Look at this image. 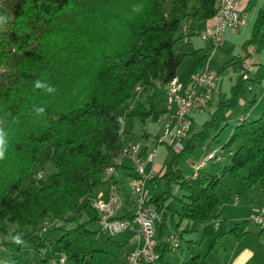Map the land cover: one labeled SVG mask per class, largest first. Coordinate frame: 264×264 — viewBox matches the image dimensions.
Returning a JSON list of instances; mask_svg holds the SVG:
<instances>
[{
    "label": "trees",
    "instance_id": "16d2710c",
    "mask_svg": "<svg viewBox=\"0 0 264 264\" xmlns=\"http://www.w3.org/2000/svg\"><path fill=\"white\" fill-rule=\"evenodd\" d=\"M216 4L217 0H0L10 15L0 23V121L8 133L5 159L0 160V257L2 252H33L40 259L26 264H50L59 254L66 256V264H117L123 242L109 235L99 239L98 230L88 226L98 222L90 195L108 183L104 170L123 145L118 118L158 120L164 111L157 110V95L176 76L186 55L197 57V51L173 50L182 39L183 23L214 19ZM263 25L261 8L243 49L258 42ZM15 52L17 58L10 63ZM207 57L198 58L195 71ZM240 61L233 57L227 64ZM37 79L55 86L56 92L36 89ZM246 82L241 75L233 80L229 96L216 102L199 132L187 137L184 149L174 152L166 146L160 171L147 180L153 193L145 204L158 213L155 262L198 263V254L186 261H165L172 251L164 243L166 211L176 217V234L183 220L215 219L222 203L217 187L224 175L237 177L244 170L245 187L258 185L264 196V110L255 119L233 125L226 143L218 146L230 156L219 173L194 166L186 174L178 163L204 144L210 130L228 125L225 113L237 105ZM34 106L44 107L45 113L37 115ZM46 144L52 148L49 159L55 170L36 177L43 167L38 154ZM24 176L29 180L21 188ZM171 200L176 209L168 207ZM67 215H72V226L64 221ZM119 217L130 219L132 213ZM51 220L59 222L41 231L43 222ZM250 223L236 222L227 233L240 239ZM53 231H59L54 240L44 237ZM223 234L212 240L208 251Z\"/></svg>",
    "mask_w": 264,
    "mask_h": 264
},
{
    "label": "crops",
    "instance_id": "0c3cea01",
    "mask_svg": "<svg viewBox=\"0 0 264 264\" xmlns=\"http://www.w3.org/2000/svg\"><path fill=\"white\" fill-rule=\"evenodd\" d=\"M261 8H264V0H245L247 23L237 30L227 29L222 35V41H220V46L214 50H211V40H201L198 36V32L208 26H211L214 23V19L207 21H191L187 19L183 23V26L186 27L185 30H187V34L184 35L181 30L182 39L175 43L176 45L173 49L175 52H184L187 54L197 51V57H194L192 55H186L181 65L178 67V69H176L177 72L175 77L183 83L187 82L191 75L195 72L194 69L196 67L197 60L202 55L208 56L204 64L207 65L209 68L214 69L220 73L221 78L218 81L216 88L212 94V101L209 105L210 108L212 107V105H214L215 107L216 102L218 100L224 99L229 96L228 94L233 80L241 73V63L247 61L250 64V69L247 72L248 79L246 80V87L244 92L242 93L243 95L238 99L237 105L232 109H228L225 113L226 123L228 125L232 124L229 125L230 132L232 131L233 125L241 122L242 119H255L264 110V25L259 31V40H257L258 42L256 44L250 45L246 47V49H243L241 47L244 40H248L251 35L252 24L247 26L249 21V15L251 14V16H253V23L256 13ZM235 43L237 44L238 49L236 51H232L230 48L234 47ZM233 57L239 58L241 61L239 63H236L238 69L235 73L233 72L235 74V77L232 79L230 76L231 74H226L225 76H223V73L222 71L220 72V69L223 70V64H227L228 61L231 60ZM185 64H189V67L185 69V72H183L182 69ZM233 67L230 68L233 69ZM165 96L166 87H164L156 97L157 110L164 111L161 116H165L167 111ZM135 97H133V101L131 100L130 106H132L134 100L136 99ZM147 120L143 122L144 126ZM156 121L160 123V130H162V120L158 119ZM120 126L122 129V135L120 137L122 142H125L130 139L133 141H138L143 147L142 151H146L147 149H149L154 144V140L156 139V137L160 135V132L158 134L152 135L147 129H143L137 136L133 131H129V129L123 127L122 124H120ZM166 149L164 160L167 155ZM120 159L121 164L116 169V172L111 179L120 186L122 206L118 210V215L123 216V214L125 213L131 214L134 210V200L131 193V184L135 177V174L132 165V158L128 156H121ZM162 165V162H157L155 157L153 163L147 162L145 164V172L150 173L152 171L158 170L159 168L161 169ZM147 186L151 187V185H147L146 183V187ZM107 188L108 183L97 187L94 190V193L90 195V197H105L107 194ZM242 189V192L236 189V191H239V193L241 194V198L238 196V193L234 194L232 192H230L228 196V200H230L234 205L240 204V200L243 198V203L241 207L237 208L232 212L229 211L228 213L223 214V212L220 213L222 210L218 211V209L221 208L222 203L218 206L216 210L217 217L213 219L215 220V222H217V226H214V233H212L211 236H213L212 238L214 239L219 233L224 234L220 237L219 240H217L218 243L211 251L205 253L203 256L199 255V260L197 264H264V227L257 224L258 229L256 230H249V228H247L248 232L240 239H236L234 236L227 233V231L236 222L249 219L250 215L257 211H264V206H262V204H264L263 194L259 201H255L251 198L253 200L252 201L251 199L247 198V195L248 197H250V194L252 193V196L254 197V195L256 194V190H252L253 187L248 188V190H246L245 188ZM235 196L238 197L237 201H234ZM167 205L170 209L172 205V209H176L178 207V205L172 200L169 201ZM166 212L167 221L165 230L166 233H169L175 231L171 228V224H173L176 217H173L172 219L171 211L167 210ZM206 223L208 224V222L201 223L198 221L183 220L180 223L179 228L176 229V232L178 235H180L181 239L182 234L180 231H187L190 236H195L196 233L199 232L197 230L200 229L202 231V228L206 225ZM155 231L157 233V224L155 225ZM260 231H262V233L259 234ZM123 232L124 236L116 240L123 242L124 247L122 248V250L125 248V246H130V248L125 253H123L121 258L118 259L116 257L117 264H125V257L130 251L134 249V247L138 243L130 241V231ZM192 244V242H189L190 246L187 245V248L190 247V249L188 250L185 256L197 254L196 251L191 250ZM219 247H221L222 249L221 258H218ZM170 256L174 257L173 252L170 254ZM186 260L178 259L177 257L176 261L169 260L168 262Z\"/></svg>",
    "mask_w": 264,
    "mask_h": 264
},
{
    "label": "built area",
    "instance_id": "2783aa9c",
    "mask_svg": "<svg viewBox=\"0 0 264 264\" xmlns=\"http://www.w3.org/2000/svg\"><path fill=\"white\" fill-rule=\"evenodd\" d=\"M247 12L245 0H217L214 23L198 32L202 40H211V50L220 46L222 35L227 29L237 30L247 23ZM186 27L181 30L187 34ZM250 64L247 61L241 63V73L243 79H248ZM220 73L214 69L203 65L195 71L185 83L172 78L166 83V105L165 116H160L162 120V133L156 137L154 144L142 151L140 142L127 140L123 142L119 153L113 158L112 163L104 170V178L109 179L107 194L105 197H92L90 206L98 214V227L109 236H116L123 231H130V241L138 242L132 251L125 257V264H151L159 256L155 247V224L158 220V213L149 205H146L150 193L146 187L147 180L158 173L160 168L150 173L145 172V164L153 163L157 154V148L165 144L174 152H179L186 145L187 135L191 127V114L202 112L209 107L212 101V94L216 88ZM264 80V79H263ZM250 88V87H249ZM118 121L123 122V117ZM223 150L216 147L205 153L200 161H197L195 169L203 168L208 161L219 160ZM121 156L132 158L135 177L131 184V193L134 200V210L132 218H120L118 210L122 206L120 186L110 179L116 172V166L121 164ZM162 167V166H161ZM36 177H41V172H37ZM238 197H234L237 201ZM249 219L264 227V211L252 213ZM215 227L217 222L214 223ZM49 227V221H44L41 231ZM178 235L174 232L168 233L164 237V243L171 247L179 246ZM67 259L64 254H59L50 260V264H66Z\"/></svg>",
    "mask_w": 264,
    "mask_h": 264
},
{
    "label": "rangeland",
    "instance_id": "374dc122",
    "mask_svg": "<svg viewBox=\"0 0 264 264\" xmlns=\"http://www.w3.org/2000/svg\"><path fill=\"white\" fill-rule=\"evenodd\" d=\"M0 16H3L5 18L4 21L10 19L9 12L5 11V9L1 5H0ZM252 19H253V16H251V14H250L247 26L252 24ZM230 49L232 51H236L238 49L237 44L235 43V46L230 48ZM17 55L18 54L16 52L12 54V56L10 58V63L15 61V59L17 58ZM223 66H224L223 70L219 68L220 72L222 71L223 76H225L226 74H231L230 76L233 79L235 77L234 73L238 69L237 64H235V63H231V64H227V65L223 64ZM233 66H235V67H233ZM188 67H189V64H185L183 69H182L183 72H185V69H187ZM230 67H233V69ZM220 78H221V76H220ZM220 78L218 79V81L220 80ZM226 80H229V79H226ZM218 81H217V83H218ZM131 100L133 101V98ZM130 104H131V101L128 103V107H130ZM213 107H214V105H212L211 108L210 107L206 108L202 112H196V113L192 114V122H191L192 124L190 127L189 134L187 135L188 137H190L189 135H192L194 133L199 132L203 121L208 119L210 113L213 110ZM121 124L126 129H129V131H133L137 136L139 135V133L143 129H147L152 135L158 134L159 132H160V134L162 133V130H160V123H158L157 121H152L150 119L147 120V122L145 123V126L143 125V122L139 121L138 119H126V120L124 119ZM229 125H232V124H229ZM229 125L225 126L220 131L210 130L209 134H208L209 137L204 142V144L202 146L195 148L194 153H186L182 157V159L178 163H179V166L181 168H183L184 173H186V174L191 173L194 170V166H195V164H197V161H200V158L205 153L214 149L215 147L220 146L223 143H226V140L230 135L229 133H231L229 131ZM165 147H166L165 144H161L158 146V148H157L158 153L156 156L157 162H163L164 161L165 152H166ZM234 147H236V146H234ZM51 152H52V148L49 144H46L40 150L38 155H39V157L43 163V167H42V169H39L38 171H36V173L34 174L35 176H37L36 175L37 172H41L42 175H47V174H49L55 170V168H53V165L51 164L50 159H49ZM229 160H230V156L228 154L224 153V154H222L220 160L208 161L207 164L203 167V170L210 171L211 173H214V172L219 173V171L222 169V167L224 165H226V163L228 164L230 162ZM244 173H245V171L242 170L239 172V175L237 177H234V176L229 175V174H226L222 177L221 183L217 187L218 197L222 202L221 208L218 209V211L222 210L220 213L223 212V214H226L229 211L232 212V211H234L237 208L242 206V203H243L242 199L243 198L240 200V204L234 205L230 200H228V196H229V193L232 192L234 194L238 193V196L241 198V194L239 193V191L242 192V190H243L242 188H245L246 190H248V187H245L246 185H245V181L243 179V176L245 175ZM28 180H29V176H24L21 188L26 187ZM147 189H148V192L150 194L153 193V191H151L153 189L150 186H147ZM236 189L239 191H236ZM252 190H254V191L256 190L255 191L256 194L253 197L252 193H251L250 197H248V195H247V198H249V199L252 198L255 201H259L261 199V196H262V193L259 189V186L255 185V187H253ZM254 191H252V192H254ZM258 194H259V196H258ZM232 201H233V199H232ZM262 206H264V204H262ZM172 208H173V205L171 206V209ZM71 217H72V215H67L65 217L64 221H65L67 226H72V224H73V222L71 220H69ZM81 217H82L81 219H83L85 217V214H82ZM157 221H156V224H157ZM175 221H176V219H175ZM58 222L59 221H56V220L49 221V227L48 228L55 226ZM214 223H215V220H211L210 222H208V224L206 223V225L202 228V231L200 229L197 230L199 232H197L195 236H190V234L187 231H184V232L180 231L182 234V239H180V242H179L180 246L174 247V248L172 247V251L165 256V261H169V260L170 261L171 260L176 261L177 257H178V259H185V260L187 258L189 259L190 255H188V256H185V255L188 252V250L190 249V247L187 248V245H189L190 240H193L195 242L192 244L191 250L196 251V253L200 256H203L205 253H208L209 252L208 247L213 240V238H212L213 236H211V234L214 233V226H215ZM88 227L90 229H93L96 231L98 230L97 231V237L99 239H103L107 235L104 231H102L101 229H98L97 223H91V224H89ZM247 227L249 228V230L258 229V226L255 223H250ZM171 228L174 229L173 224H171ZM58 236H59V231H53V232H47V233L45 232L44 233V237L50 239L51 241L54 240ZM122 236H124V232L117 234L114 238L120 239ZM220 237L218 238V240L220 239ZM129 248H130V246L129 247L125 246V248L117 254V258L118 259L121 258L123 253H125ZM172 252L174 254V257L170 256V254ZM218 252H219L218 258L219 257L221 258V254H222L221 247H219ZM39 259H40L39 253L30 252L28 255H25L23 252H20L17 254H11L9 252H2L1 257H0V264H26L27 261L35 262V261H38ZM118 264H121V263H118ZM153 264H162V263L159 261H156Z\"/></svg>",
    "mask_w": 264,
    "mask_h": 264
},
{
    "label": "clouds",
    "instance_id": "9594fccd",
    "mask_svg": "<svg viewBox=\"0 0 264 264\" xmlns=\"http://www.w3.org/2000/svg\"><path fill=\"white\" fill-rule=\"evenodd\" d=\"M4 19L5 18L3 16H0V23L4 22ZM34 87L36 89L42 90L46 94H54L56 92L55 86L49 84L47 81L40 79H37L34 82ZM33 111L37 115H42L45 113L46 110L42 106L41 107L34 106ZM7 148H8V133L5 127L3 126V122L0 121V160L5 159ZM16 242L20 243L21 241L19 240V238H16Z\"/></svg>",
    "mask_w": 264,
    "mask_h": 264
}]
</instances>
